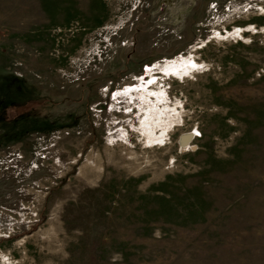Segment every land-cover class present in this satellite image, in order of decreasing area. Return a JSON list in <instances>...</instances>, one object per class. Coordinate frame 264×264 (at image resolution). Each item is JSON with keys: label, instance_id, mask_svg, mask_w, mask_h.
Instances as JSON below:
<instances>
[{"label": "rangeland", "instance_id": "obj_1", "mask_svg": "<svg viewBox=\"0 0 264 264\" xmlns=\"http://www.w3.org/2000/svg\"><path fill=\"white\" fill-rule=\"evenodd\" d=\"M0 264H264V0H0Z\"/></svg>", "mask_w": 264, "mask_h": 264}, {"label": "trees", "instance_id": "obj_2", "mask_svg": "<svg viewBox=\"0 0 264 264\" xmlns=\"http://www.w3.org/2000/svg\"><path fill=\"white\" fill-rule=\"evenodd\" d=\"M46 99L44 98H31L28 99L24 102L21 103H17L15 108V116L20 115V114H24V113H28V112H32L36 106H39L41 103H43ZM33 104V105H32ZM30 107H24V106H29ZM36 105V106H35Z\"/></svg>", "mask_w": 264, "mask_h": 264}, {"label": "bare ground", "instance_id": "obj_3", "mask_svg": "<svg viewBox=\"0 0 264 264\" xmlns=\"http://www.w3.org/2000/svg\"><path fill=\"white\" fill-rule=\"evenodd\" d=\"M150 129H151V128H150ZM148 132H149V131H148ZM189 138H190V137H189ZM189 138H186L184 142H187V139H189Z\"/></svg>", "mask_w": 264, "mask_h": 264}]
</instances>
